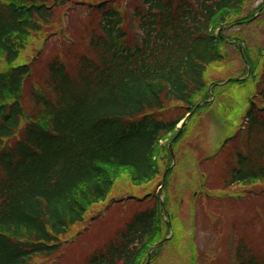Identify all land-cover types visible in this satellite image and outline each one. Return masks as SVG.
<instances>
[{
    "label": "trees",
    "instance_id": "trees-1",
    "mask_svg": "<svg viewBox=\"0 0 264 264\" xmlns=\"http://www.w3.org/2000/svg\"><path fill=\"white\" fill-rule=\"evenodd\" d=\"M255 2L0 0V264H54L104 209L106 224L118 213L129 218L77 264H146L169 235L160 198L166 194L169 209L173 171L153 194L172 167L169 145L187 115L213 96L233 95L240 117L211 162L217 188H237L250 201L264 192V41L246 35L256 13L264 23V3L253 9ZM233 43L243 46L248 65L237 78L249 68L250 75L214 87L211 96L219 82L210 72L231 60ZM212 108L193 116L175 155L191 124ZM184 171L180 202L191 189L188 167L180 164ZM127 184L145 197L129 199L136 209L115 208L113 194ZM178 240L176 234L172 246ZM261 247L238 241L230 264H264ZM163 252L157 248L152 262ZM180 264H196L190 235L181 231Z\"/></svg>",
    "mask_w": 264,
    "mask_h": 264
},
{
    "label": "rangeland",
    "instance_id": "rangeland-1",
    "mask_svg": "<svg viewBox=\"0 0 264 264\" xmlns=\"http://www.w3.org/2000/svg\"><path fill=\"white\" fill-rule=\"evenodd\" d=\"M263 2L264 0H257L255 8L260 6ZM259 28L260 27L255 24L252 31L256 32ZM259 31L260 39L264 40V26H262ZM231 53L234 60L233 65L215 71V74L218 77H225L235 71H241V62L239 61L237 54L234 50H231ZM226 101H231V105H224V102ZM224 102L217 105L214 116L210 115L209 117H205L200 127L194 128L193 136L185 142L186 147H193V150H185L183 152V158L186 160V164L191 168L195 178V189H198L202 197L210 199L206 201L207 209L204 211L203 215V209L205 207H202L201 202L199 203V197H194L193 192L191 191L186 192L184 203L181 207V213L178 215L180 220L175 219V225H177L175 228L178 233L179 226L182 223L185 229H192L195 221L193 208L196 207V215H199L198 224L195 226V243L199 252L203 254L210 253L215 249V255L218 258V263L223 262L224 264H227V258L230 254L229 247L233 245L234 241L237 242V240L241 238V235H246L248 238L253 240L256 231L248 225L250 218H252V220L255 219V223L253 224L254 226L260 227L258 233L261 241L264 242V193L259 196H252L253 203L246 198L242 201L243 205H237L235 200L233 201L234 205H231L224 200L227 197L225 196V192L218 188L211 189L205 185V180L202 177L205 171L208 176L209 174L211 175V179L209 181L210 184L213 181V178L217 175L215 174L217 170L215 168H210L208 170L205 169L204 171L203 166H205L206 161L213 157V155H215V153L220 149L222 143L227 138L233 136L240 123V117L235 116L233 113V105L235 101L232 98H229ZM240 103L241 110H243L245 108V104L243 102ZM180 164L181 163L179 161L178 167L173 173L175 182L173 195L176 201H179L180 199V188L183 187L186 176V171H184L182 176L180 175ZM190 186L193 187L192 184H190ZM124 190L126 192L125 194L129 192L127 186ZM133 191L134 193H138V189L135 187H133ZM134 196L137 197L136 195ZM249 206L261 207L262 213L260 215H256L254 212L249 213L247 210ZM169 209L171 212L176 211L174 206L171 208V205ZM257 217L259 219H263L262 223L257 220ZM221 219H224L223 225H220L219 223V220ZM203 220L207 222H215V226L210 223L205 224V221ZM259 224H261V226ZM100 230L104 231V239L101 242L107 240L113 233L112 228H100ZM81 247L86 251L90 247V241H83L81 243ZM169 258L180 259V241L174 247L171 246L167 249L166 254L164 253L162 256L161 261V264H178L170 261ZM202 263L210 264L208 261L204 260H201V264Z\"/></svg>",
    "mask_w": 264,
    "mask_h": 264
},
{
    "label": "water",
    "instance_id": "water-1",
    "mask_svg": "<svg viewBox=\"0 0 264 264\" xmlns=\"http://www.w3.org/2000/svg\"><path fill=\"white\" fill-rule=\"evenodd\" d=\"M172 146H173V143H172L171 146H170V149H171V150H172ZM166 241H167V240H166ZM166 241H165V242H166ZM165 242H164V243H165ZM164 243H163V244H164Z\"/></svg>",
    "mask_w": 264,
    "mask_h": 264
}]
</instances>
